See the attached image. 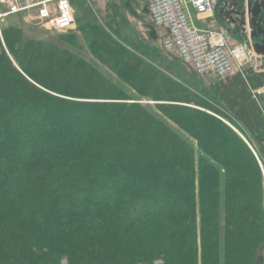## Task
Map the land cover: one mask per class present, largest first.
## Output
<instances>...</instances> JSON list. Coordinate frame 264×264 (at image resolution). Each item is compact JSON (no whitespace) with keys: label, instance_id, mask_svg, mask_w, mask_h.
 Instances as JSON below:
<instances>
[{"label":"trees","instance_id":"1","mask_svg":"<svg viewBox=\"0 0 264 264\" xmlns=\"http://www.w3.org/2000/svg\"><path fill=\"white\" fill-rule=\"evenodd\" d=\"M107 7L1 28L0 264H264L262 76L206 85Z\"/></svg>","mask_w":264,"mask_h":264},{"label":"built area","instance_id":"2","mask_svg":"<svg viewBox=\"0 0 264 264\" xmlns=\"http://www.w3.org/2000/svg\"><path fill=\"white\" fill-rule=\"evenodd\" d=\"M251 4L249 0L242 6L240 0H149L148 8L165 50L177 54L199 76L228 77L248 65L264 70V49L257 40L264 28L253 24ZM25 11H35L32 20L40 19L57 30L76 24L71 0H0V21Z\"/></svg>","mask_w":264,"mask_h":264},{"label":"rangeland","instance_id":"3","mask_svg":"<svg viewBox=\"0 0 264 264\" xmlns=\"http://www.w3.org/2000/svg\"><path fill=\"white\" fill-rule=\"evenodd\" d=\"M81 1H85V2H75L73 4V9H74V13H75V18H76V24L69 28V29H65V30H57L54 28H50L44 24H40L39 27L37 28H33L30 25V22L33 18L32 14H34L35 12L32 11L31 13H29L28 11L25 12H20L17 14H12L10 16L5 17L3 20H1L0 22V32H1V28L4 25H7L9 22H13L16 19L17 20H21L20 25H23L24 30L26 31L27 35H29L30 37H34L37 39H53L56 36H58L59 34L62 33H67L69 31H78V23H77V17L84 11H88L91 12L94 16L98 17L99 20H104V18L107 17L108 13L110 12L111 9H108L107 5L109 3H117L119 5V8L121 10V12L123 13L124 18L126 19V26L128 27V30L131 32H134L136 34H138V36L141 37L142 40H144L146 43L148 44H152L155 47H158V49H160V52L167 57L168 60H172L175 63H181L183 65V67H185L184 73H194V70L192 69V67L184 64L182 62V60L177 56V54H175L174 52H170L168 50H165L162 46V38L159 34V36H157V38H153L151 31H152V19H151V15L149 13V0H81ZM254 0H250V2L252 3ZM244 3V0H240V5L242 6V4ZM90 13V14H91ZM157 32V29H156ZM234 35H236V33H233ZM259 38L261 39V41H264V35L261 34L259 35ZM264 59H262L263 61ZM259 62H261V60H258ZM264 63V62H263ZM162 68V67H160ZM158 66V69H160ZM261 69V71H260ZM241 72V73H245L249 72V71H253L254 73L262 76L260 77L262 79V83L261 85L257 88L253 90L254 96L256 95H261V97H258L260 104L262 105V107H264V70H262L261 67H258L256 65L251 66H244L242 67V70L240 69H236L233 73H231L232 76L233 74H235L236 72ZM259 71V72H256ZM175 79L181 81L182 83H184L186 86H188L189 88H193V89H197L200 92L199 86L196 84L195 80L187 78V77H174ZM220 78L219 76L216 75H207L205 77H199V79L204 82L206 85L208 83H210L211 81H214L216 79ZM198 86V87H197ZM143 103H150V104H154L155 101H148V100H144L141 101ZM21 193L23 194L22 197H24L23 200H26L27 198H30L29 193H26L25 188H21ZM62 264H66V261H64Z\"/></svg>","mask_w":264,"mask_h":264},{"label":"water","instance_id":"4","mask_svg":"<svg viewBox=\"0 0 264 264\" xmlns=\"http://www.w3.org/2000/svg\"><path fill=\"white\" fill-rule=\"evenodd\" d=\"M259 5V1L255 2L254 4L252 3L251 6L252 7V10H251V15H252V19H253V24L254 25H262L264 27V16H262L263 12H260V10H256V6ZM32 23L33 24H38L40 25L42 23V21L40 19H35V20H32ZM152 28V31H151V34L153 36V38H157V32H156V29L154 28V26H151ZM263 34L264 35V32H261L260 34L257 35V37L259 38V35ZM260 48L264 49V41H261V44L258 45Z\"/></svg>","mask_w":264,"mask_h":264},{"label":"flooded vegetation","instance_id":"5","mask_svg":"<svg viewBox=\"0 0 264 264\" xmlns=\"http://www.w3.org/2000/svg\"><path fill=\"white\" fill-rule=\"evenodd\" d=\"M257 1H259V5L256 6V10L258 9V10H260V12H263L262 16H264V0H254L252 3L254 4V3L257 2ZM249 2H250V0H249ZM250 4H251V2H250ZM252 7H253V6H251V10H252ZM259 26H260L261 28H264L261 24H260ZM259 40L261 41L260 38H259Z\"/></svg>","mask_w":264,"mask_h":264},{"label":"crops","instance_id":"6","mask_svg":"<svg viewBox=\"0 0 264 264\" xmlns=\"http://www.w3.org/2000/svg\"><path fill=\"white\" fill-rule=\"evenodd\" d=\"M75 2H79V3H81V2H83V1H81V0H71V3H75ZM73 4H72V6H73ZM35 12V11H34ZM29 13H31L30 11H29ZM33 15H35V13L34 14H32V16ZM195 20H196V22L198 23V25H202V23H201V21L197 18V17H195ZM159 34H160V32L157 30V36H159ZM161 35V34H160ZM197 75V74H196ZM199 76V75H198ZM200 77H205V76H200Z\"/></svg>","mask_w":264,"mask_h":264}]
</instances>
